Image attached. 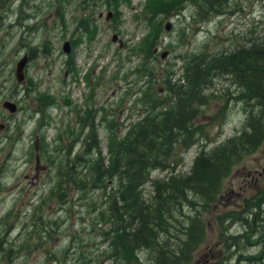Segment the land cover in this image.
Here are the masks:
<instances>
[{"label":"trees","instance_id":"obj_1","mask_svg":"<svg viewBox=\"0 0 264 264\" xmlns=\"http://www.w3.org/2000/svg\"><path fill=\"white\" fill-rule=\"evenodd\" d=\"M129 2L83 0L73 18L74 33L78 37L68 41L70 49L83 40L87 43L94 41L99 26L96 7L111 9L112 17L116 20L120 17L118 8ZM183 2L186 4L182 8ZM229 2L150 1L146 10L139 12L140 16L145 15L143 21L149 32L138 44L139 48L131 51V56L139 62L132 71L123 74L122 80L126 82L132 75L137 77L133 84L137 90L129 94H138L135 105L139 111L134 114L138 119L129 122L126 127L108 119V116L114 117L116 114L109 115L103 107H97L94 101L95 88L100 86L101 78L98 77L96 83L94 81V85L90 86L84 104L86 107L75 110L78 129L75 133L68 128L70 138L65 136L68 145L61 143L59 135L54 140L56 146L48 148L49 144L41 136L38 150L35 148L39 160L53 163L54 185L48 196L54 197L63 208L71 207L72 210L78 199L76 193L79 197L83 193V201L87 200L89 194H95L96 198L93 196L94 199H89L88 207L85 206L86 215L92 224L91 229L98 226L97 235L107 244L108 257L115 264H147L145 257L148 264H192L206 235L204 215L219 201L223 180L244 156L254 152L264 140V43L240 47L229 54L213 55L199 50L179 54L176 58L182 63V83L180 79L178 82L173 81L171 69L174 64H168L166 68L159 66V69L153 64V60H158L157 47L165 20L178 16L187 5L213 16H222ZM57 13L56 19L58 16L59 19L56 27L60 25L65 29L64 12L58 9ZM149 15L151 18L147 17ZM155 17L160 20L157 24L154 22ZM179 37L182 38V35ZM31 50L33 52H29L28 59L32 61L36 57V50ZM45 50L46 43L41 53L47 54ZM71 57L68 56V64L73 68ZM215 75L228 77L236 86L237 95L228 99L229 102L245 105L243 128L237 135L210 150L206 151L207 145L202 144L189 171L186 174L177 173L182 161L181 153H186L201 142L197 118L200 108L208 105L204 92ZM18 85L23 87L25 99L30 98L36 89L31 80L27 85L16 80L11 88L15 96L18 95L15 92ZM128 85L124 88L125 94L129 90ZM29 101L32 113L39 115L37 128L49 125L45 121L50 119L49 110L57 105L54 96L38 92ZM227 101L221 110L225 109ZM15 102L20 103L19 100ZM67 103L71 101L67 99ZM98 123L106 133L107 157L101 152ZM15 131L18 135L22 133L19 125ZM79 143L80 152L70 158L72 149ZM79 167L83 169L78 172L76 168ZM154 172L165 175L153 178L151 175ZM146 186L150 188L147 197ZM260 190L244 199L239 209L216 215L218 238L227 253L216 264H264V188ZM40 217L36 220L41 221ZM47 220L46 223L41 221V224L57 227L56 219ZM232 225H239L240 231L228 234ZM46 227L42 226L40 231L45 229L43 232L48 238L52 226L49 229ZM39 232V235L43 233ZM40 236L44 238L42 234ZM69 237L70 248L78 236L71 234ZM77 240L81 242L79 237ZM250 246H258L259 250L251 254L248 249ZM68 249L62 250L56 264L67 263ZM78 249L73 252L75 258L79 254ZM0 253L1 259L10 260L7 264L13 263L12 252L7 254L2 249Z\"/></svg>","mask_w":264,"mask_h":264},{"label":"rangeland","instance_id":"obj_2","mask_svg":"<svg viewBox=\"0 0 264 264\" xmlns=\"http://www.w3.org/2000/svg\"><path fill=\"white\" fill-rule=\"evenodd\" d=\"M82 1L0 0V125L5 126V129L3 127L0 130V252L2 249L7 254L12 252V264H56L61 258L62 250L69 248L71 234L78 236L81 242H78L77 237L68 249L66 264H115L108 257L107 244L97 235L98 226L91 229L92 224L88 222L85 206L88 207L89 199L96 198L95 194L94 197L89 194L87 200L83 201V193L80 197L76 193L78 199L72 210L70 211L71 207L63 208L54 197L48 196L54 185L53 163L49 164L41 159L40 165L36 163V151L41 136L49 144L48 148L56 146L54 140L59 135L61 143L68 145L69 141L65 137L70 138L68 128L75 133L78 129L75 110L86 107L84 104L90 86L99 78L100 86L95 88L94 101L97 107H103L104 112L109 115L116 114L114 117L108 116V119L117 125L123 124L124 127L138 119L134 115L139 111V107L135 105L138 94H129L137 90L133 86L137 77L132 75L126 82L122 80L123 74L128 70L132 71L139 62L131 56V51L139 48L138 44L149 32L146 22L143 21L145 15L140 16L139 12L146 10L147 4L152 0H130L128 5L118 8L120 17L116 20L112 17L111 9L96 7L99 26L94 41L87 43L83 40L69 54H65L62 51L63 43L78 37L74 33L73 18L80 10ZM185 4L182 3V8ZM58 9L64 12L65 29L60 25L56 27ZM223 10L222 16H213L187 5L178 16L174 15L165 20L164 26L169 23L170 29L166 30L163 26L156 53L158 60H153L155 67L166 68L168 64H174L171 69L173 81L178 82L182 75V63L176 58L179 54L197 50L213 55L229 54L240 47L264 43V0H230ZM108 13L111 17L106 19ZM147 17L151 18L150 15ZM158 21L159 18L155 17L154 22L157 24ZM181 35L182 38L179 37ZM114 37L116 39L112 40ZM45 43L47 54L41 53ZM31 49L36 50V57L32 61L28 59L24 81L26 85L29 80L36 85L30 98L38 92H46L57 100V105L49 110L50 119L45 121L49 125L40 129L36 125L39 115L32 113V105H28L30 98L25 99L23 87H16V96L11 90L13 83H16V64L24 55L28 56ZM165 51L168 52L167 56L161 58ZM69 55L72 56L73 68L68 64ZM127 83L129 90L125 94ZM235 90L236 86L228 77L215 75L211 79L204 92L208 105L200 108L197 118V126L201 130L198 137H202L201 142L186 153H181L182 161L177 167V173L186 174L189 171L202 144L207 145L206 151L210 150L237 135L243 128L246 119L245 105L241 102H229L228 99L237 95ZM67 99L71 101L70 104ZM15 100L20 103L17 104ZM226 100V107L221 110ZM3 101L14 103L17 111L9 113L2 108ZM98 124L101 152L107 157L106 133L100 123ZM17 125L22 132L20 135L15 131ZM80 150L79 143L72 149L70 158ZM81 169L83 168H76V171ZM163 175L165 174L154 172L151 176L154 178ZM262 188L264 140L254 152L244 156L223 180L219 201L204 215L206 235L192 264H216L219 259L227 256L218 238L216 215L239 209L244 199L254 196ZM149 190L146 186V197ZM38 217L44 223L47 219H56L58 225L55 227L52 224H41V221L36 220ZM32 224H41L43 227L47 226V229L52 226L49 229L51 234L47 238L43 232L45 229L40 231L41 225ZM8 228L10 230L6 232ZM240 229L239 225H232L228 234ZM38 232H43L41 234L44 238ZM77 247L79 254L75 258L73 252ZM248 249L251 254H255L259 247L250 246ZM144 259L148 264L146 257ZM6 262L10 260L1 259L0 256V264H7Z\"/></svg>","mask_w":264,"mask_h":264},{"label":"water","instance_id":"obj_3","mask_svg":"<svg viewBox=\"0 0 264 264\" xmlns=\"http://www.w3.org/2000/svg\"><path fill=\"white\" fill-rule=\"evenodd\" d=\"M111 17L110 13L107 14L106 19H109ZM165 29L169 30L170 29V24H166ZM116 38H112V40H115ZM121 46V44H120ZM63 52H65L66 54H69L71 49H70V43L68 41L64 42L63 46H62ZM168 52L165 51L161 54V58H165L167 56ZM28 63V56L24 55L16 64V68H15V79L17 80L18 83H22L24 81L25 78V67ZM2 108L6 109L9 111V113L13 114L17 111V106L10 102V101H5L2 103ZM3 125H0V130L3 129Z\"/></svg>","mask_w":264,"mask_h":264},{"label":"flooded vegetation","instance_id":"obj_4","mask_svg":"<svg viewBox=\"0 0 264 264\" xmlns=\"http://www.w3.org/2000/svg\"><path fill=\"white\" fill-rule=\"evenodd\" d=\"M36 159H38V158H36ZM39 160V159H38ZM39 164V163H38Z\"/></svg>","mask_w":264,"mask_h":264}]
</instances>
